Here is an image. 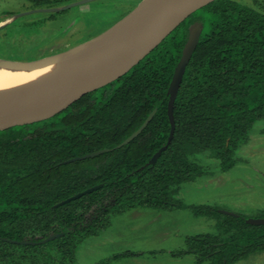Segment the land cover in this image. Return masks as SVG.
Wrapping results in <instances>:
<instances>
[{
    "label": "trees",
    "instance_id": "16d2710c",
    "mask_svg": "<svg viewBox=\"0 0 264 264\" xmlns=\"http://www.w3.org/2000/svg\"><path fill=\"white\" fill-rule=\"evenodd\" d=\"M195 22L203 31L178 91L176 128L168 144V90ZM154 109L142 132L115 148ZM262 118L264 11L241 0H214L115 81L49 117L0 127V264H78L79 245L108 227L111 216L137 207L183 206L177 198L182 185L209 173L193 157L211 152L222 171H229ZM104 148L112 150L65 163ZM184 206L195 216L216 219L218 231L188 237L187 249L172 250L171 256L194 254L196 264H235L264 252V225L208 204ZM52 233L61 234L40 242ZM96 264H111V259Z\"/></svg>",
    "mask_w": 264,
    "mask_h": 264
},
{
    "label": "rangeland",
    "instance_id": "374dc122",
    "mask_svg": "<svg viewBox=\"0 0 264 264\" xmlns=\"http://www.w3.org/2000/svg\"><path fill=\"white\" fill-rule=\"evenodd\" d=\"M69 1L49 0L34 6L27 0H0V17H4L0 18V58L34 60L48 56L45 53L48 47L57 49L58 45L86 41L109 29L140 2L93 0L64 13L35 12L18 16L32 6L52 8ZM241 1L264 11V0ZM235 157L236 165L222 171L220 160L211 152L196 154L193 158L209 173L182 185L177 198L183 206L137 207L111 216L108 227L79 245L77 263L96 264L111 259V264H196V255L175 257L170 251L187 249L190 236L216 233V219L195 216L184 205L208 204L219 207V211L264 218V118L255 122L249 141L239 147ZM94 210L88 213L89 218ZM117 254L124 255L112 259ZM200 264L211 263L205 260ZM235 264H264V252Z\"/></svg>",
    "mask_w": 264,
    "mask_h": 264
},
{
    "label": "water",
    "instance_id": "95a60500",
    "mask_svg": "<svg viewBox=\"0 0 264 264\" xmlns=\"http://www.w3.org/2000/svg\"><path fill=\"white\" fill-rule=\"evenodd\" d=\"M90 1L93 0H79L63 8L34 9L18 16L59 11ZM212 1L214 0H140L134 9L109 29L65 51L27 61L0 58V71L28 72L63 68L44 79L0 89V127L49 117L82 95L115 81L138 64L187 17ZM202 31L201 22H195L190 27L188 40L169 86L168 114L171 131L168 144L172 141L176 128L174 105L178 91ZM156 110L154 109L143 124L115 148L122 147L137 137L151 121ZM166 148L167 145L160 148L150 159V163H155ZM109 150L112 149L104 148L87 153L71 158L65 163L95 157ZM102 185L90 187L55 206L78 199L101 188ZM220 211L238 216L233 212ZM246 221L254 225H264V218H247ZM60 234L52 233L40 242L46 243ZM4 240L20 244L29 243L25 240Z\"/></svg>",
    "mask_w": 264,
    "mask_h": 264
},
{
    "label": "bare ground",
    "instance_id": "6f19581e",
    "mask_svg": "<svg viewBox=\"0 0 264 264\" xmlns=\"http://www.w3.org/2000/svg\"><path fill=\"white\" fill-rule=\"evenodd\" d=\"M61 69L63 68L31 70L28 72L0 71V89L38 81L57 73Z\"/></svg>",
    "mask_w": 264,
    "mask_h": 264
},
{
    "label": "flooded vegetation",
    "instance_id": "af4514ba",
    "mask_svg": "<svg viewBox=\"0 0 264 264\" xmlns=\"http://www.w3.org/2000/svg\"><path fill=\"white\" fill-rule=\"evenodd\" d=\"M27 1H32V3L34 4V6H36V5H38L39 3H45V2H48L49 0H40L39 1V3L38 2H36L35 0H27ZM77 1H79V0H70L68 3H63V4H61V5H57V6H54V7H52V8H63V7H65V6H67L68 4H72V3H74V2H77ZM36 3H38V4H36ZM52 8H38V7H33L32 6V8H30V9H27L28 11H31V10H34V9H52ZM72 8V7H71ZM71 8H67V9H61V10H59V11H51V12H49L50 14H55V13H64V12H67L68 10H70ZM28 11H26V12H28ZM1 17H3V16H1ZM0 17V18H1ZM4 18V17H3ZM6 18V17H5ZM4 20V19H3ZM100 33H98V34H96L95 36H97V35H99ZM91 38H93V37H91ZM88 39V38H87ZM90 39V38H89ZM61 40H64V39H61ZM82 42H84L83 40L81 41V42H79V43H76V44H80V43H82ZM75 44V45H76ZM74 44H71L70 42L69 43H67V44H65V45H58V48L57 49H55L56 48V46H53V47H48V49L46 50V52L45 53H49V55H51V54H55V53H59V52H62V51H65V50H67V49H69V48H71V47H73V46H75Z\"/></svg>",
    "mask_w": 264,
    "mask_h": 264
}]
</instances>
